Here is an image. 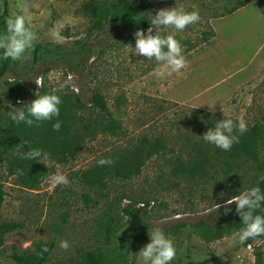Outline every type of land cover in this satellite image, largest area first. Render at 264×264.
Masks as SVG:
<instances>
[{"label":"rangeland","instance_id":"374dc122","mask_svg":"<svg viewBox=\"0 0 264 264\" xmlns=\"http://www.w3.org/2000/svg\"><path fill=\"white\" fill-rule=\"evenodd\" d=\"M88 1L0 0V34L6 32L8 16L24 14L31 15L30 28L37 37L0 83V127L10 119L8 111L35 99L36 92L55 93L74 103L80 99L83 105L71 124L72 132L80 133L79 142L72 150L52 143L41 148L45 155L38 162L34 189L21 183V167L12 158L0 160L5 191L1 219L20 225L0 243V264H16L14 252L53 239L49 264L79 261L83 252L95 250L108 253L114 264H130L128 254H138L150 242L153 226L173 239L176 257L171 264H264V240L247 248L236 235L207 242L195 228L203 223L217 235L222 202L249 188L258 167L251 164L229 178L217 176V155L209 150L213 166L191 174L200 156L192 146L204 144L199 136L211 120L202 113L264 125V53L257 55L264 13L253 4L215 21L217 11L232 0H139L154 3L151 15L178 5L200 17L183 31L158 32L174 36L186 64L179 74L157 77V62L133 54L131 48L134 32L146 33L151 25L130 31L107 25L97 31L82 12ZM36 44L42 48L37 61ZM8 79L20 81L24 90L10 91L4 85ZM94 92L104 97L108 115L92 104ZM84 123L92 129L83 128ZM100 123L111 127L103 130ZM144 140L157 143L158 151L139 174L128 175L113 163L97 164L100 158L120 161L127 148ZM57 175L68 182L55 183ZM128 206L144 209L147 226V240L134 247L128 241L134 222L123 212ZM107 218L114 222L111 235L101 227ZM61 240L68 242L67 249L59 247Z\"/></svg>","mask_w":264,"mask_h":264},{"label":"trees","instance_id":"16d2710c","mask_svg":"<svg viewBox=\"0 0 264 264\" xmlns=\"http://www.w3.org/2000/svg\"><path fill=\"white\" fill-rule=\"evenodd\" d=\"M251 0H232V2L224 7L223 10L217 11L215 18H223L232 15L240 8H244ZM154 9V3L152 1H139V0H89L82 7L84 15L89 16L94 22V29L102 31L109 25L117 30L130 31L143 29L150 26L151 16L150 13ZM212 36L215 35L214 30H211ZM35 61L39 58V52L42 50L41 46L36 44ZM2 52V48L0 49ZM15 61L11 59H0V83L6 78L10 71V67L14 65ZM5 87L10 91L20 90L24 88L22 83L18 80H6L4 82ZM62 103L59 105L60 115L58 119L61 121L60 131H54L52 129V123L54 121H42L39 124L33 126H27L23 123L16 124L11 119L4 126L0 127V160L13 159L14 165L21 167L19 171V177L21 183L24 186H30V189H34L36 186V180L39 174L38 162L39 160H26L21 159L15 154L17 145L27 142L24 147V151L29 148H49L52 143L54 146L59 145L62 149L75 148V144L79 142L80 133L72 132L71 124L78 119V111L83 109V105L80 99L75 100L68 99L64 96H60ZM34 100L32 97L26 101L25 104ZM92 104L98 112L105 116L109 114V108L104 97L94 92L91 99ZM201 112V111H200ZM204 118H210L207 122L208 128H214L215 121L223 119L218 115L211 113H202ZM194 118H197L196 116ZM99 128L105 130L111 125H105L104 123L98 124ZM93 125L83 124V128L86 130L92 129ZM60 141V142H59ZM205 144V145H204ZM194 143L193 148L199 152V160L193 163L194 170L191 174L196 172H203L206 166H213V158L208 155L209 150H213L217 155V176L223 175L229 178L235 171L242 170L246 166L254 164L258 167L257 174L250 180L249 188L252 186H259L264 190V125L257 123L253 126H247V131L240 135L239 143L233 144L229 151H222L213 145H209L204 142ZM157 143L152 144L150 141L144 140L140 145L127 148L123 153L120 161L112 160L113 164H116L118 168H122L128 173V175L139 174L141 168L147 160H149L158 151ZM13 165V166H14ZM239 180V178H237ZM241 191V190H239ZM237 192L235 195H238ZM228 197L222 204L230 199ZM5 200V191L0 185V243L5 240L6 235L18 230L20 225L13 221H2L1 208ZM231 211H226V209ZM235 203L231 205L225 204L224 207L218 209L217 213L222 217L221 224L217 227V235H213L209 225L200 223L195 225L197 231L201 234L203 239L210 242L212 238L221 239L225 236H232L236 231L243 227L241 224V218L235 211ZM144 209H135L130 206L123 209L126 216L130 217L134 222V227L128 237V241L131 245L138 246L147 240V226L142 218ZM104 231L103 234L111 235L115 230L114 222L109 218L105 219L101 224ZM264 236L257 237L255 239H249L241 244L242 247L247 248L257 241H263ZM56 247V240L39 241L34 244L32 249H27L22 252H14L12 255L16 264H49L52 252ZM66 264V263H65ZM67 264H114L113 259L108 253L102 250L85 251L81 255L79 261H69ZM132 264H136L132 262Z\"/></svg>","mask_w":264,"mask_h":264},{"label":"clouds","instance_id":"9594fccd","mask_svg":"<svg viewBox=\"0 0 264 264\" xmlns=\"http://www.w3.org/2000/svg\"><path fill=\"white\" fill-rule=\"evenodd\" d=\"M151 15V14H150ZM196 11H186L178 5L169 9H160L155 15H151L150 25L147 32H134L135 46L133 54L140 55L148 60L157 62V77L166 74L177 73L185 67L186 60L181 53V45L173 35L160 36L159 31L172 29L176 32L183 31L188 25L199 20ZM31 15L15 14L6 18V32L0 34L3 42L0 43V59L13 61L21 59L27 49L33 46L37 39L36 34L31 30ZM155 29V35H153ZM38 84V82L36 83ZM36 98L22 107H13L8 111L9 118L16 124L23 123L27 126L39 124L42 121H54L52 129L60 131L61 121L59 105L62 103L60 96L55 93L38 94ZM223 110V109H222ZM224 112V111H223ZM214 128H209L202 136V140L213 145L222 151H229L233 144L239 143L240 135L247 131L246 122L243 119L233 120L224 118L216 120ZM27 142L17 145L15 154L21 159L39 160L45 154L39 148H29L24 151ZM110 158L97 160L99 166L110 165ZM19 171V170H18ZM264 179V177H261ZM55 183H67L63 175L53 177ZM227 205L235 203L236 213L241 218L243 227L239 228L234 235L243 244L249 239L264 236V190L258 185L239 191L238 195L232 196L225 202ZM231 211V209H226ZM149 239L138 254H128L129 262L132 264L135 256L136 264H171L176 257V248L173 239L160 227L149 228ZM61 249H67L69 244L66 240L59 241Z\"/></svg>","mask_w":264,"mask_h":264},{"label":"crops","instance_id":"0c3cea01","mask_svg":"<svg viewBox=\"0 0 264 264\" xmlns=\"http://www.w3.org/2000/svg\"><path fill=\"white\" fill-rule=\"evenodd\" d=\"M253 4H257V6L259 7V11H261L262 13H264V0H251L244 8H240L238 11H236L235 13H233L232 15H229V16H226V17H230V16H235L237 14H240L242 12H244L245 10L251 8V6H253ZM226 17H223V18H218L216 19L215 21L217 20H223L225 19ZM264 53V38L263 40L260 42V45L257 49V55H260ZM263 61V60H262Z\"/></svg>","mask_w":264,"mask_h":264},{"label":"built area","instance_id":"2783aa9c","mask_svg":"<svg viewBox=\"0 0 264 264\" xmlns=\"http://www.w3.org/2000/svg\"><path fill=\"white\" fill-rule=\"evenodd\" d=\"M144 206V205H143Z\"/></svg>","mask_w":264,"mask_h":264}]
</instances>
